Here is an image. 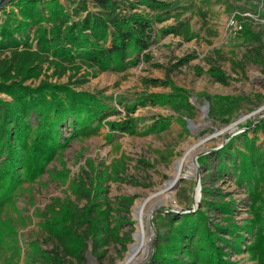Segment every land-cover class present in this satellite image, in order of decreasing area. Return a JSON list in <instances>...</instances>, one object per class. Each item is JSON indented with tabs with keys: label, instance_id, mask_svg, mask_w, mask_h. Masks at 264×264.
I'll return each mask as SVG.
<instances>
[{
	"label": "trees",
	"instance_id": "16d2710c",
	"mask_svg": "<svg viewBox=\"0 0 264 264\" xmlns=\"http://www.w3.org/2000/svg\"><path fill=\"white\" fill-rule=\"evenodd\" d=\"M188 8L182 0H8L0 6V204L12 200L23 181L44 172L75 136L94 134L103 123L109 138L121 133L158 132L170 125L169 117L159 115L141 126L140 118L132 114L137 105L146 103L182 105L188 92L169 77L143 78L152 85L169 84L172 91L143 93L123 104L122 117L112 119L108 115L119 110L105 95L76 86L89 75L123 71L140 60H150L149 46L161 35L196 37L182 17ZM170 18L172 22L163 23ZM238 32L252 43L246 59H264V26L254 31L244 24ZM213 51L222 57L220 48ZM195 56L194 52L179 56L172 66ZM210 57L205 55L207 73L226 83L229 75ZM236 64L243 66L241 60ZM196 68L201 70L199 65ZM63 75L65 81L59 79ZM217 97L229 101L233 96ZM65 127L69 128L67 134ZM253 127L264 134V117ZM239 137L240 147L234 145ZM257 138L243 130L197 157L202 169L210 167L212 159L217 173L232 167L237 182L245 186L252 216L238 223L233 216L235 198L226 199L219 187L202 182L195 210L155 213L152 252L142 264H237L228 257V249L240 250L246 237H250L246 244L249 257L254 264H264V147ZM87 164L69 184L76 200L69 195L53 197L45 206L40 229L52 246L43 247L38 239H32L29 259L35 263L84 264L87 250L100 260L111 243L124 250L131 240L134 197L121 194L111 199L107 194V181L123 176L124 159L99 165L89 160ZM56 174L62 180L68 176L66 170ZM213 212L221 218L216 219ZM4 221L7 227L0 235L7 228L15 231L14 224Z\"/></svg>",
	"mask_w": 264,
	"mask_h": 264
},
{
	"label": "rangeland",
	"instance_id": "374dc122",
	"mask_svg": "<svg viewBox=\"0 0 264 264\" xmlns=\"http://www.w3.org/2000/svg\"><path fill=\"white\" fill-rule=\"evenodd\" d=\"M182 2L189 5L182 17L187 19L191 28L196 31V37L184 39L172 33L161 35L149 46L152 55L150 60H140L123 71L105 70L95 76L89 75L87 80L76 86L77 89L98 91L105 95L106 100L119 110L108 115L107 118L112 119L122 117L125 114L123 104L135 101L143 93L172 91L169 84L152 85L144 82L143 78L169 77L173 84L187 90V100L180 106L169 103L137 105L132 114L140 118L141 126L159 115L169 117L170 125L158 132L121 133L113 134L109 138V129L103 123L94 134L71 138L46 165L44 172L31 181H23L13 199L0 204V231L7 227L4 220L16 227L15 231H9L7 228L6 232L0 235V264H34L35 261L29 259V248L30 241L35 238L43 247L51 248L52 244L44 240L40 229L42 212L53 197L62 198L69 195L76 200L70 192L69 184L83 167H88L89 160L94 165H99L101 161L110 164L124 159L123 176L118 180L107 181V194L111 199L121 194L134 197L130 210L134 223L131 240L127 242L124 250L120 249L119 244L111 243L100 260L87 250L84 264L145 262L151 255L156 234L157 227L153 222L155 213L158 210H195L201 198L202 182L208 187H219L226 199L229 196L235 198L233 216L238 223L244 217L252 216L251 210H248L249 201L245 186L237 182L235 174L231 171L232 167L229 165L227 169L217 173L215 160L212 159L211 166L202 169L197 157L217 149L230 136L243 130L250 136L256 134V142L264 147L263 132L260 128L255 130L253 127L264 117V59L247 60L245 53L252 43L245 41L240 32H235L227 26V18L235 14L243 25L247 24L254 31L262 30L264 0ZM6 7L8 9L10 6ZM172 21L170 18L163 23ZM214 48L221 49L222 57L217 56ZM193 52L195 57L179 66H172L177 57ZM262 53L264 55V46ZM205 55H210V59L219 63L226 71L229 75L226 83L213 79L207 73L209 64ZM238 60L243 62L242 67L236 64ZM196 65H199L201 70H198ZM80 74L79 72L73 79ZM59 79L65 81L67 78L63 75ZM2 95L9 98L5 94ZM217 95L233 97L227 101L219 100ZM68 129L64 128V134L68 133ZM240 141V137L234 140V145L240 147ZM231 148L233 149L232 146ZM185 156L186 163L175 186L170 191H164L176 163ZM195 159L200 166L199 191L195 184ZM64 170L68 176L62 180L56 173ZM141 201H146V212H143L141 217L145 243L135 249L129 260V255L137 244L135 236L140 229V219L135 214V206ZM82 202L83 200L80 204ZM214 217L221 218L218 212L214 213ZM127 227L126 225L124 229ZM249 241L250 237H246L240 250L228 249V257L237 264H254L255 261L249 257L246 250Z\"/></svg>",
	"mask_w": 264,
	"mask_h": 264
},
{
	"label": "bare ground",
	"instance_id": "6f19581e",
	"mask_svg": "<svg viewBox=\"0 0 264 264\" xmlns=\"http://www.w3.org/2000/svg\"><path fill=\"white\" fill-rule=\"evenodd\" d=\"M186 163V156L183 157L182 159H180L176 165H175V169H174V172L172 173V177L167 181L165 187H164V191H170L172 190V188L175 186L177 180L179 179L182 171H183V168H184V165ZM186 169V168H185ZM189 169V168H188ZM187 173V172H186ZM190 173V172H189ZM188 173V174H189ZM187 174V175H188ZM186 175V176H187ZM162 191V190H160ZM146 204V201H141L139 202L136 206H135V214L138 216V218L140 219V229H139V232L136 234L135 238L137 240V244L134 245V248H133V251H132V254L129 255V260H131L132 256H133V252H135V249L138 247L140 248L141 246H144V243H145V238H144V234H143V223H142V213L143 212H146L145 211V205ZM151 211V210H150ZM149 211V212H150ZM148 212V213H149ZM128 262V261H127ZM127 262H124L122 264H127Z\"/></svg>",
	"mask_w": 264,
	"mask_h": 264
},
{
	"label": "built area",
	"instance_id": "2783aa9c",
	"mask_svg": "<svg viewBox=\"0 0 264 264\" xmlns=\"http://www.w3.org/2000/svg\"><path fill=\"white\" fill-rule=\"evenodd\" d=\"M227 26L229 27V29H233L235 32L239 31L240 29H242L243 24L242 22L236 17L235 14H231L228 18H227Z\"/></svg>",
	"mask_w": 264,
	"mask_h": 264
},
{
	"label": "water",
	"instance_id": "95a60500",
	"mask_svg": "<svg viewBox=\"0 0 264 264\" xmlns=\"http://www.w3.org/2000/svg\"><path fill=\"white\" fill-rule=\"evenodd\" d=\"M6 1L8 0H0V6L2 4H4ZM195 163H196V173H195V184H196V188H198V191H199V188H200V184H199V179H200V166L198 165L196 159L194 160ZM195 198V196L193 197ZM197 198H198V193H197ZM195 200V199H194ZM196 204V203H195ZM193 210V209H192ZM186 211V210H185Z\"/></svg>",
	"mask_w": 264,
	"mask_h": 264
}]
</instances>
